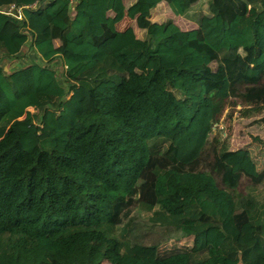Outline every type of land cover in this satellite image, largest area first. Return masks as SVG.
Segmentation results:
<instances>
[{
  "label": "trees",
  "instance_id": "1",
  "mask_svg": "<svg viewBox=\"0 0 264 264\" xmlns=\"http://www.w3.org/2000/svg\"><path fill=\"white\" fill-rule=\"evenodd\" d=\"M30 1L0 0V63L27 42L44 62L0 64V264H264V170L234 169L248 151L220 132L179 158L225 85L238 128H264V0H51L7 14ZM45 109H63V125L38 119ZM23 116L38 126L19 128Z\"/></svg>",
  "mask_w": 264,
  "mask_h": 264
},
{
  "label": "rangeland",
  "instance_id": "2",
  "mask_svg": "<svg viewBox=\"0 0 264 264\" xmlns=\"http://www.w3.org/2000/svg\"><path fill=\"white\" fill-rule=\"evenodd\" d=\"M32 5L33 1H30V3L27 4L28 7ZM7 11L9 10H6V12ZM126 22L127 21L124 20V22L120 24V30L125 29L128 26V23L126 24ZM110 24L112 26L113 23ZM180 51L191 52L184 46L183 50ZM192 60L195 65L198 63V57L193 52ZM59 71L61 70L59 69ZM226 90L225 85L213 100L209 101L208 104L198 112L197 118L193 124L194 127L187 133V138L184 139V144L180 148L179 158L185 159L189 157L192 152L196 151L199 146L203 144L205 139L210 138L215 132L222 133L221 135L223 137L230 134V137L232 138V149L235 151L246 149L248 152L245 153L243 158H240L242 156L241 153V155L238 156V160H230L229 162L233 164L234 169L241 170L245 174H250L252 178H256L259 172L264 170V128L256 131H253L252 129H247L248 131H246L247 127L244 126L238 128L237 124L241 118L239 116V110L242 107L238 101L227 94ZM229 111H233V117L227 125L225 119ZM51 122L56 124L53 119ZM34 124L35 122L29 123L27 121H19V128L31 127L34 126ZM224 128L225 130H223ZM238 131L244 135V138H241L242 135H239ZM193 132L194 134L191 135ZM259 193L260 196L264 195V188L261 186H259ZM242 233L244 235H249V227L243 226ZM214 235H216V233ZM147 258L149 257L147 256Z\"/></svg>",
  "mask_w": 264,
  "mask_h": 264
},
{
  "label": "crops",
  "instance_id": "3",
  "mask_svg": "<svg viewBox=\"0 0 264 264\" xmlns=\"http://www.w3.org/2000/svg\"><path fill=\"white\" fill-rule=\"evenodd\" d=\"M21 6H23L24 8L25 7H28L27 5H21ZM2 14H4V13H2ZM26 40L28 41V38H26ZM28 49L29 48H28V42H27L25 44V48L21 52V55H20L21 58H19V59L11 58V59H4V60H2L1 63H0L1 66H2V68L6 72H10V71H12L15 68L22 67L23 65H27V64H29L31 62L44 63V62L40 61L41 59L38 57V55H36L34 53V51L32 49L29 50V52H27ZM26 52L28 54L25 57L24 54ZM22 56H23V58H22ZM27 111H28V113H29L30 116H33L35 114V111L32 108H28ZM63 114H64L63 109H61V110H59L57 112H53L50 109H45L44 111L42 110V111L39 112L38 116H40V117H38V119L42 118L43 115H47L49 118H51V120L53 119V121H56V123L58 125H63V121H62V118H61ZM25 119H26V117L23 116L18 121H25ZM32 121L35 122L34 119Z\"/></svg>",
  "mask_w": 264,
  "mask_h": 264
},
{
  "label": "built area",
  "instance_id": "4",
  "mask_svg": "<svg viewBox=\"0 0 264 264\" xmlns=\"http://www.w3.org/2000/svg\"><path fill=\"white\" fill-rule=\"evenodd\" d=\"M43 1H51V0H33V5L29 7H25V8H35L40 2H43ZM73 1H76V0H73ZM22 9H24L23 6L16 7L15 4H11L7 14L16 13V15L20 18L22 16ZM34 126H38V124L35 123Z\"/></svg>",
  "mask_w": 264,
  "mask_h": 264
}]
</instances>
